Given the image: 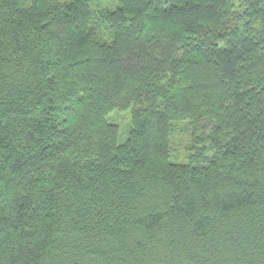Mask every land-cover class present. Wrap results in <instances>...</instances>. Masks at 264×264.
Here are the masks:
<instances>
[{
	"label": "trees",
	"instance_id": "1",
	"mask_svg": "<svg viewBox=\"0 0 264 264\" xmlns=\"http://www.w3.org/2000/svg\"><path fill=\"white\" fill-rule=\"evenodd\" d=\"M0 264H264V0H0Z\"/></svg>",
	"mask_w": 264,
	"mask_h": 264
},
{
	"label": "rangeland",
	"instance_id": "2",
	"mask_svg": "<svg viewBox=\"0 0 264 264\" xmlns=\"http://www.w3.org/2000/svg\"><path fill=\"white\" fill-rule=\"evenodd\" d=\"M107 118L109 122L119 125L120 129L118 141L120 143H124L130 134L131 109H114L108 114ZM178 125L177 133L172 140L173 154L171 160L174 162H186L188 160L186 148L190 140V131L187 121H182Z\"/></svg>",
	"mask_w": 264,
	"mask_h": 264
}]
</instances>
